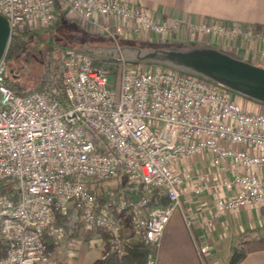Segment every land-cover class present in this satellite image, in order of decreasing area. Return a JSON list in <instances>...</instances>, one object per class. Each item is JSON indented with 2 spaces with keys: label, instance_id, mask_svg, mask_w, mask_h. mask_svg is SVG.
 I'll return each mask as SVG.
<instances>
[{
  "label": "built area",
  "instance_id": "1",
  "mask_svg": "<svg viewBox=\"0 0 264 264\" xmlns=\"http://www.w3.org/2000/svg\"><path fill=\"white\" fill-rule=\"evenodd\" d=\"M56 7L87 26L118 38L137 35L159 41L168 34L188 40L199 35L259 39L249 25L203 18L178 21L155 7L121 0H0L10 35L55 19ZM146 38V37H145ZM9 40V39H8ZM0 57V264H55L44 236L62 233L55 214L70 211L67 225L96 227L108 250L125 253L122 224L149 246L146 264H157L165 226L178 210L189 227L195 214L183 205L185 188L212 205L204 227L221 213L250 202L264 206V110H246L237 93L174 68L150 63L137 67L121 54L119 71L94 56L69 52L59 57L40 90L17 93L5 81ZM206 160L194 166L191 159ZM160 188L164 206L150 205ZM68 203L71 207L69 208ZM200 259L210 243L193 239Z\"/></svg>",
  "mask_w": 264,
  "mask_h": 264
},
{
  "label": "crops",
  "instance_id": "2",
  "mask_svg": "<svg viewBox=\"0 0 264 264\" xmlns=\"http://www.w3.org/2000/svg\"><path fill=\"white\" fill-rule=\"evenodd\" d=\"M121 1L155 7L157 11L181 22H199L203 18H214L249 25L254 31L264 34V0ZM59 12L67 19L76 20L75 22L87 31L96 30L69 13L64 14L60 9ZM141 37L142 35H137L134 38ZM173 37L174 35L168 34L161 42H157L165 45L203 43L264 67V42L256 38L243 40L233 36L213 37L202 34L190 41L185 31H182L179 40L177 39L179 42L176 39L172 41ZM238 101L246 110H264L263 103L249 100L242 95L238 97ZM190 162L194 166H200L202 162L205 164L206 160L194 157ZM258 173L264 178V171ZM180 199L183 205L190 204L195 214L191 216V224L188 227L178 210L172 213L159 242L157 264H218L220 251L228 259L232 246L235 244L239 246V238L244 233L246 234L243 237L249 238L254 236L256 230L258 232L264 230V206L257 202H250L240 209L221 213L214 219L213 228L207 230L203 224L205 213H199L198 209L211 206L212 198L207 195L196 197L185 188ZM193 239L198 243L204 240L210 243V250L202 259L195 251ZM106 249V238L100 229L79 224L62 230L50 250V255L55 264H100L107 252ZM238 264H264V249L247 253Z\"/></svg>",
  "mask_w": 264,
  "mask_h": 264
},
{
  "label": "water",
  "instance_id": "3",
  "mask_svg": "<svg viewBox=\"0 0 264 264\" xmlns=\"http://www.w3.org/2000/svg\"><path fill=\"white\" fill-rule=\"evenodd\" d=\"M9 35L8 21L0 14V57L6 49ZM80 50L98 57L115 59L121 54L130 61L168 66L264 104V67L207 44L150 47L123 43L81 45Z\"/></svg>",
  "mask_w": 264,
  "mask_h": 264
},
{
  "label": "trees",
  "instance_id": "4",
  "mask_svg": "<svg viewBox=\"0 0 264 264\" xmlns=\"http://www.w3.org/2000/svg\"><path fill=\"white\" fill-rule=\"evenodd\" d=\"M56 17L51 22L50 29L53 30H47V37L50 41L54 36H56V32L58 29L62 28L63 26H73L70 19H67L66 17L62 16L59 12V8L56 7ZM81 34L88 39V42H94V43H100L104 40V37L99 36V39H94L96 35L90 34L89 32L86 33L83 29H80ZM83 32V33H82ZM38 33L35 29H28L22 32H12L6 49H5V55L4 60L6 64V71H5V81L6 84L12 88L17 93H23L28 91H34V90H40L42 89L45 84L44 81L38 82L31 88L22 89L19 86L15 85L13 81L11 80V71L14 69L13 66L17 65V59L19 58V55L24 50L27 42V38H31L35 36ZM95 40V41H94ZM102 40V41H101ZM118 43H129L134 44L138 46H150V47H157L158 44L161 45V43H150V42H143L139 40L138 38H124L119 37ZM172 44H178L182 45L180 43H172ZM190 45V44H186ZM77 51H81L80 48H75ZM94 56V55H93ZM94 63L105 66L110 74H116V67L114 64V59L110 58H104V57H98L94 56ZM247 98V97H246ZM251 100L250 98H247ZM255 101V100H252ZM257 102V101H255ZM260 103V102H258ZM262 104V103H261ZM7 189L4 187L0 188V193H5ZM168 202L167 197L160 188H152L150 191V205L152 206H164ZM70 211H67L65 213L57 212L55 214V223L56 226L61 228V230H67L69 229V226L67 225V221L69 218ZM79 225V224H77ZM76 225V226H77ZM82 225V224H81ZM103 233V232H102ZM104 234V233H103ZM246 233H244L240 238L239 246L238 244L233 245L230 255L228 257V264H238L247 253L255 250H263L264 249V230L261 232H258L256 230L254 236H250L249 238L243 237ZM134 233L133 230L127 225L126 221L122 224V231H121V239L124 244L125 253L122 255H117L114 252H110L108 250L107 245V252L105 253L104 257L100 261V264H146V254L149 251V246L145 244L140 238L133 237ZM105 236V234H104ZM106 238V236H105ZM44 243L46 245L47 250L50 252L52 246L54 245L56 238L54 236H44L43 238ZM107 243V240H106ZM5 251V245L2 239L0 238V255H3Z\"/></svg>",
  "mask_w": 264,
  "mask_h": 264
},
{
  "label": "rangeland",
  "instance_id": "5",
  "mask_svg": "<svg viewBox=\"0 0 264 264\" xmlns=\"http://www.w3.org/2000/svg\"><path fill=\"white\" fill-rule=\"evenodd\" d=\"M75 21L71 19V22L74 23L71 27L63 26L62 28L58 29L56 36H54L50 41L48 38H46L48 36L46 31L50 29L49 25L51 23L48 25H39L33 28L38 31V33L35 36L26 39V46L17 59V65L13 66L14 69L10 73L13 75L11 80L15 85L22 89H27L33 87L35 84L40 82V80L44 81L48 74L55 69V65L60 56L69 52H78L74 49V47L80 48L81 45H86L89 47L93 45L115 44L105 33L97 30L87 31ZM80 29L86 31V33L89 32L90 34L96 35L94 39L98 40L99 36L104 37L105 41L101 40L102 42L100 43L88 42V39L81 34ZM145 37H141L139 40L145 43L157 42V40H149L147 39V36ZM152 39L154 38L152 37ZM178 40L176 41L179 42ZM161 41L162 40H159V42ZM172 41L175 40L173 39ZM119 44L123 43H118V45ZM158 45L165 46V44ZM134 63L137 67H140L148 66L151 62L134 61ZM119 71L120 68H118L116 71L117 75L114 81V86L112 87L116 92L119 88ZM114 78L115 74L109 75V82H112ZM68 205L70 208V203H68ZM133 237L135 238L136 236L133 235ZM218 255V264H228V259L225 257V254L220 251Z\"/></svg>",
  "mask_w": 264,
  "mask_h": 264
}]
</instances>
